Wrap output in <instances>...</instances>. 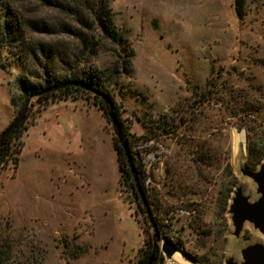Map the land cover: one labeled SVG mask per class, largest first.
I'll return each mask as SVG.
<instances>
[{"label":"rangeland","instance_id":"rangeland-1","mask_svg":"<svg viewBox=\"0 0 264 264\" xmlns=\"http://www.w3.org/2000/svg\"><path fill=\"white\" fill-rule=\"evenodd\" d=\"M109 6L133 52L130 71L114 46L89 69L119 103L127 130L151 135L141 154L143 182L162 237L186 264L241 263L242 248L264 241L249 222L234 236L229 213L238 188L250 201L260 196L242 169L264 162L246 165L248 144L264 127V0ZM51 38L72 43L63 34ZM21 74L23 64L2 47L0 131L20 105ZM27 121L17 164L0 168V243L9 239L25 264H131L150 228L121 178L107 116L81 95L34 106ZM159 264L181 263L162 254Z\"/></svg>","mask_w":264,"mask_h":264},{"label":"trees","instance_id":"trees-1","mask_svg":"<svg viewBox=\"0 0 264 264\" xmlns=\"http://www.w3.org/2000/svg\"><path fill=\"white\" fill-rule=\"evenodd\" d=\"M12 2L0 0V49L6 47L7 51L23 64L25 71V74L17 77V83L22 91L17 112L30 94L52 83L67 79L84 80L105 92L111 99V107L105 105L99 96L75 86H67L37 97L31 102L23 121L0 146V168L8 163L17 164L22 144L21 136L28 128L27 120L34 106L37 111H41L46 105L56 100L87 95L92 97L105 115L108 110H112L117 115L122 126L121 139L128 145L140 185L147 198L148 191L143 182V163L134 147L147 141L151 135H135L127 130L128 127L119 117V103L114 100L108 88L97 82V77L89 69V65L93 63L101 49L114 46L118 47L119 52L122 53L123 72L130 71L133 52L127 39L113 21L109 0H20L22 10L13 7L15 5L12 6ZM35 5L55 11L56 17L50 19L36 14L35 9L33 11L30 9ZM61 34L70 37L72 43L65 44L51 38ZM29 78H36L39 82L30 81ZM263 131L264 127H261L260 132L255 133L248 144L246 165L249 167L255 166L264 158ZM113 146L117 154L121 178L139 204L134 182L115 137H113ZM148 240L147 236L143 247L138 250L136 261L132 264H145L149 257L152 258ZM27 258L21 251L18 253L14 249L9 239L0 243V264H25ZM160 260L161 257L156 259L154 256L150 264H159Z\"/></svg>","mask_w":264,"mask_h":264},{"label":"water","instance_id":"water-1","mask_svg":"<svg viewBox=\"0 0 264 264\" xmlns=\"http://www.w3.org/2000/svg\"><path fill=\"white\" fill-rule=\"evenodd\" d=\"M67 86L79 87L83 90L89 91L94 95L99 96L105 105L111 107V99L108 94L93 87L89 83L81 79H67L58 83H52L32 94H30L24 101L20 110L15 116L8 122V124L0 131V146L4 140L14 131V129L23 121L31 102L37 97L54 92ZM108 121L112 127V132L117 142L119 143L122 153L125 157L126 165L130 171L131 178L134 182V188L137 195L142 203L144 212L146 214L148 223L150 224V236L152 243L155 246L159 241V233L157 225L154 221L151 209L147 203L145 193L140 185L137 171L134 166L128 145L121 139L122 126L117 115L112 111L108 110L107 113ZM242 173L252 179L256 184V191L259 193V197L254 201H250L247 195H244L242 190L238 188L232 198V202L229 205V213L231 214V221L233 225V235L239 236L245 222H249L257 229L264 239V162L259 166L258 170L242 169ZM161 250L166 257H171L175 252H179L175 244L169 240H163L161 242ZM242 262L238 263L232 258H228L225 264H264V241L261 243H254L247 245L241 249ZM151 257L145 264H150Z\"/></svg>","mask_w":264,"mask_h":264},{"label":"flooded vegetation","instance_id":"flooded-vegetation-1","mask_svg":"<svg viewBox=\"0 0 264 264\" xmlns=\"http://www.w3.org/2000/svg\"><path fill=\"white\" fill-rule=\"evenodd\" d=\"M146 200H147V203H148V205H149V207H150V209H151V212H152V215H153L154 221H155V223H156V225H157V229H158V233H159V241H157V243H156L155 246H154L153 243H152V239H151V236H150V232H149V234H148V237H149L148 243H149V245H150V252H151L150 256H152V258L155 256V258L157 259L158 257H161L162 254L164 255V253H163L162 250H161V242H162L163 240H169V241H171V240H170V239H164V238L162 237V235H163V233H164V229H163L164 225H163V223H161L160 220L157 218L156 211H155V208H154V201H153L152 199H150L149 194H148ZM135 201H136V204L138 205V207L144 212V208H143V206H142V203H141L140 199H138V201H140L139 204H138V202H137L136 199H135ZM144 214H145V212H144ZM145 216H146V214H145ZM146 218H147V217H146ZM149 225H150V224H149ZM149 230H150V229H149ZM171 242H172V241H171ZM174 244H175V243H174ZM147 245H148V244H147ZM175 246H176V248L179 250V247H178L176 244H175ZM154 254H155V255H154ZM152 258H151V263H152ZM135 261H136V259L134 260V262H135ZM131 264H132V263H131Z\"/></svg>","mask_w":264,"mask_h":264},{"label":"built area","instance_id":"built-area-1","mask_svg":"<svg viewBox=\"0 0 264 264\" xmlns=\"http://www.w3.org/2000/svg\"><path fill=\"white\" fill-rule=\"evenodd\" d=\"M148 142H149V140L144 141V142H141V143L135 145V147H134V149L136 150L137 155H138V157H140V160L141 161H143V159H142V155H143L142 152L145 151V146L148 144Z\"/></svg>","mask_w":264,"mask_h":264},{"label":"bare ground","instance_id":"bare-ground-1","mask_svg":"<svg viewBox=\"0 0 264 264\" xmlns=\"http://www.w3.org/2000/svg\"><path fill=\"white\" fill-rule=\"evenodd\" d=\"M175 261H177L178 263H181V264H186V262H185V260L181 257V256H179V255H177V254H173L172 256H171Z\"/></svg>","mask_w":264,"mask_h":264}]
</instances>
